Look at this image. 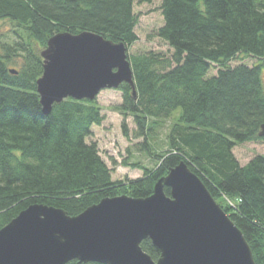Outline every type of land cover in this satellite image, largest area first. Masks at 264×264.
<instances>
[{
  "label": "trees",
  "instance_id": "16d2710c",
  "mask_svg": "<svg viewBox=\"0 0 264 264\" xmlns=\"http://www.w3.org/2000/svg\"><path fill=\"white\" fill-rule=\"evenodd\" d=\"M161 1L164 25L158 36L174 53L170 58L128 54L138 94L121 84L122 103L114 108L124 117L127 136L126 120L133 118L137 137H146L178 108L182 114L169 134L170 151L157 156L156 166L133 162L142 177L114 180L98 144L87 143L93 127L105 120L97 99L69 97L45 114L37 80L44 70L41 51L55 33L92 31L134 44L139 39L135 0H0V19L23 30L15 31L21 40L13 48L4 45L0 57V230L33 204L75 216L106 197H148L158 180L184 161L215 198L232 200L227 213L248 240L256 264H264V155L242 166L233 153L239 144L264 143L259 135L264 0ZM240 53L260 63L232 67ZM17 57L21 68L14 73L10 64ZM214 64L220 68L209 76ZM145 144L142 149L150 152ZM165 192L170 195L168 187ZM141 246L154 260L160 257L150 239Z\"/></svg>",
  "mask_w": 264,
  "mask_h": 264
},
{
  "label": "water",
  "instance_id": "95a60500",
  "mask_svg": "<svg viewBox=\"0 0 264 264\" xmlns=\"http://www.w3.org/2000/svg\"><path fill=\"white\" fill-rule=\"evenodd\" d=\"M127 45L92 31L61 32L42 51L37 91L45 114L66 98L94 100L128 83L137 97ZM264 137V123L259 132ZM170 189V196L165 192ZM160 250L155 261L141 243ZM256 264L242 230L185 162L162 177L152 195L106 197L71 216L33 204L0 230V264Z\"/></svg>",
  "mask_w": 264,
  "mask_h": 264
},
{
  "label": "rangeland",
  "instance_id": "374dc122",
  "mask_svg": "<svg viewBox=\"0 0 264 264\" xmlns=\"http://www.w3.org/2000/svg\"><path fill=\"white\" fill-rule=\"evenodd\" d=\"M161 4V0H153L150 3L135 0L134 13L138 18L135 31L139 39L128 47L130 56L153 52L161 58H170L174 53L173 48L158 36L159 29L164 25ZM15 31L23 34V30L18 28L16 24L14 25L12 21L0 19V54L5 51L3 49L4 45L10 46L14 41L21 40L15 34ZM15 61L18 62L21 59L18 60L17 58ZM259 63L260 60L258 58L240 53L230 62V65L235 67L245 64L252 67ZM10 65V68L17 67L13 63ZM219 68L217 64H214L210 74L215 75ZM262 78L264 86V68ZM122 95V92L116 88L101 91L97 99L105 115V120L101 125L93 127L92 135L87 137V143L98 144L102 158L113 171L114 180L138 179L143 176V171L140 168L133 167V162H140L149 168H153L158 163L157 157L154 158L151 154H147L148 151L145 148L142 149V145L146 141L150 145L151 151L157 154L169 152L171 146L169 134L174 121L182 114V109L178 108L173 112L172 116L162 120L163 122L154 131L149 132L146 137L136 136V124L133 118L129 116L126 120L128 125V136H126L122 129L124 117L114 108L122 103ZM233 153L240 165L244 166L254 156L264 155V143L249 142L239 144L233 148ZM114 162H117L116 165ZM126 162L128 164H125ZM216 201L226 213L228 212L226 204L231 205V207L234 206L232 200L226 197L216 198Z\"/></svg>",
  "mask_w": 264,
  "mask_h": 264
},
{
  "label": "bare ground",
  "instance_id": "6f19581e",
  "mask_svg": "<svg viewBox=\"0 0 264 264\" xmlns=\"http://www.w3.org/2000/svg\"><path fill=\"white\" fill-rule=\"evenodd\" d=\"M14 23V22H13ZM16 23H14V25H15ZM65 32H68V31H65ZM83 32H89V31H82V32H80V33H83ZM59 33H61V32H59ZM69 33H71V32H69ZM94 33H96V32H94ZM58 33H55V34H53V35H51L49 38H48V41H47V44H46V47H47V45H48V42H49V40L51 39V38H53L55 35H57ZM71 34H74V33H71ZM77 34H79V33H77ZM97 34H99V33H97ZM101 35V34H100ZM106 38V37H105ZM107 39V38H106ZM16 41H14V43H15ZM125 44V43H124ZM11 47L13 48V47H15V45L14 44H12L11 45ZM44 50V49H43ZM42 50V51H43ZM42 51H41V53H42ZM128 51V50H127ZM127 54H128V52H127ZM2 55L3 54H0V57H2ZM41 56H42V54H41ZM18 58V60H20L19 58L20 57H17ZM128 60H129V62H130V64H131V66H132V62H131V59H130V57H129V55H128ZM43 60H44V58H43ZM234 60V59H233ZM15 65L17 66L16 68H11L12 69V72H18V70H20V68H21V62L20 61H18V62H16L15 61ZM132 69H133V67H132ZM210 73H211V71H210ZM209 73V76H211V74ZM262 73H263V71H262ZM261 78H262V74H261ZM135 80V79H134ZM262 80H263V78H262ZM124 83V82H123ZM123 83H121V84H123ZM262 84H263V81H262ZM120 87V86H119ZM119 87H118V89H119ZM264 87V86H263ZM135 88H136V91H137V87H136V82H135ZM137 94H138V91H137ZM98 98V96L94 99V100H96ZM97 101H98V99H97ZM103 113V112H102ZM127 136V135H126ZM154 151V150H153ZM149 154H151L154 158H156L158 155H160L159 153L157 154L156 152H152L151 150H150V152H148ZM181 162H184V161H181ZM180 164V163H179ZM178 164V165H179ZM187 164V163H186ZM178 165H176L175 167H177ZM174 167V168H175ZM170 172V171H169ZM197 175V174H196ZM198 176V175H197ZM199 177V176H198ZM200 178V177H199ZM201 179V178H200ZM202 180V179H201ZM159 181V180H158ZM203 181V180H202ZM158 183V182H157ZM156 183V184H157ZM204 183V182H203ZM155 184V185H156ZM205 184V183H204ZM207 187V186H206ZM166 188V187H165ZM154 189H155V187H154ZM209 190V189H208ZM211 193V192H210ZM167 194V193H166ZM168 195V194H167ZM168 196H170V195H168ZM145 198H147V197H145ZM213 198L216 200V198L213 196ZM217 202V201H216ZM95 205V204H94ZM93 206V205H92ZM85 211V210H84ZM83 211V212H84ZM82 212V213H83ZM228 214V213H227ZM228 216H229V214H228ZM230 217V216H229ZM231 218V217H230ZM231 220H232V218H231ZM233 221V220H232ZM234 222V221H233ZM235 223V222H234ZM147 239H150V238H146V239H144V240H147ZM143 240V241H144ZM151 240V239H150ZM152 241V240H151ZM248 241V240H247ZM153 243V242H152ZM142 244V243H141ZM250 245V244H249ZM251 247V246H250ZM143 248V247H142ZM252 249V248H251ZM144 250V249H143ZM145 251V250H144ZM160 251V250H159ZM146 252V251H145ZM253 252V251H252ZM147 253V252H146ZM147 254H149V253H147ZM150 255V254H149ZM151 256V255H150ZM160 256H161V253H160ZM254 256V255H253ZM152 257V256H151ZM160 258V257H159ZM158 258V259H159ZM157 259V260H158ZM157 260H155V261H157ZM102 264V263H101Z\"/></svg>",
  "mask_w": 264,
  "mask_h": 264
}]
</instances>
